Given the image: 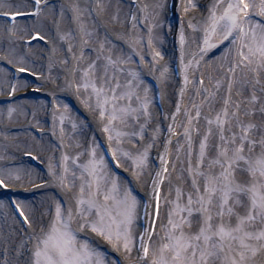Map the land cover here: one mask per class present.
Listing matches in <instances>:
<instances>
[{
	"label": "snow or ice",
	"instance_id": "obj_1",
	"mask_svg": "<svg viewBox=\"0 0 264 264\" xmlns=\"http://www.w3.org/2000/svg\"><path fill=\"white\" fill-rule=\"evenodd\" d=\"M0 19V123L30 116L40 144L44 110L56 141L42 173L0 129V264H264V0H0ZM33 42L47 52L50 105L18 96L45 88L22 75L42 76Z\"/></svg>",
	"mask_w": 264,
	"mask_h": 264
},
{
	"label": "bare ground",
	"instance_id": "obj_2",
	"mask_svg": "<svg viewBox=\"0 0 264 264\" xmlns=\"http://www.w3.org/2000/svg\"><path fill=\"white\" fill-rule=\"evenodd\" d=\"M53 2L57 5V8H59L60 5H63L67 9L71 4H73L75 2V0H53ZM79 2L81 4V6H85V5L89 4L91 2V0H79ZM153 2H154V0H141V3H146V4H151ZM203 2L210 4L211 0H203ZM126 12H127V7L125 6L124 10L121 14L122 17ZM67 15L70 16V12L67 13ZM179 15L180 14L177 13L176 15H172V17L169 18V14H168V21L167 22L172 23L174 25V27L178 28L179 22H180L179 21ZM196 15H197V17H199V13H197ZM51 19L52 18H50V20ZM187 19H188V17H185V24L187 22ZM21 22H23V21H21ZM3 23H4L3 19H0V24H3ZM60 27H61L62 31H68L69 29H72L74 26L71 25L66 18L61 23ZM171 36H172V38H171ZM0 39H5V37L2 34V30H0ZM163 41H164L163 44L160 46L161 51H163L165 53V61H170L172 58L173 52L175 51V49L177 47L176 37L172 34H167L166 36L163 37ZM41 44H39L38 48H33L34 54L30 57V60L35 61L34 66L37 70V74H42V78L40 80H32L33 81V87H37L41 83H44L45 88H42L41 93L38 95L32 94L30 92V89L27 91V93H25V92L18 93V96H20L22 98L23 102L29 104L30 106L31 105H39L41 103L48 105L47 100H50V101L52 100V97L50 95H48L47 91H46V89L50 88V85H47V83L43 79V77L48 75V67H47V61L44 59H41L42 56L47 55L46 50L44 49L43 45H41ZM189 50H192V49L190 48ZM0 54H2V53H0ZM150 59H151L150 56H148L146 54V60L150 61ZM204 71L206 73L205 84L208 85L209 87H211L209 80H208V74H209V72H211L212 75H216V73L210 69H205ZM57 73H59L61 75V78H63L65 73L63 71L62 66H58L57 68H55L53 70L52 74L56 75ZM150 78H152V77H150ZM178 79H175L173 77V79L170 83V86L166 89L164 103H163V110L164 111H169L173 108L172 100L177 97V93H178V85H177ZM221 94H223V93H221ZM58 95H60L65 100V102L70 103V105L73 108V114L74 115L76 114L77 111L83 113V109L79 108V105L76 103L74 98L66 97L63 93H58ZM43 97H45L47 99L43 100ZM192 98H193V91L189 90L185 95V99H184V102L186 103L185 105H190ZM234 98H235V93H234ZM2 99H3V97H0V100H2ZM197 99H199V98H197ZM218 106L219 105H217V107ZM207 111H208V109L205 108V112H207ZM154 112L159 113L158 110L156 109V107H154ZM39 119L41 120V124H44V126H43L44 135H43V137H40V140H41L40 144L34 143V141L32 139L33 135L39 136V133H36L35 129H31L29 127V122L31 121L30 116L27 120H25L23 117H20L18 120L14 119L11 122L5 121L4 123H0V129H4V128L8 129V135L10 137L9 143H18V144H20L21 147H25V146L32 147L35 150H37L38 152H40L39 155L44 158V162H42V170L31 165L29 160H24L22 158V154H23L24 150L21 151L20 157H18L17 151L13 149V151H15V155H16L18 161H22L25 164V166L37 168L38 170H40L43 173L45 171V163L47 161V158L49 156L53 155V152H54V149H51L48 147L49 142L51 141L52 143H55L56 141H55V138L51 137V135H50L51 116L49 114H47L46 111L40 110L39 111ZM45 121H47V123H45ZM48 123H50L49 128L47 126ZM66 132H68V133L71 132L70 125L66 126ZM0 143H3L2 136H0ZM69 151H72V149H70ZM154 154H155V152H154ZM59 155H60L59 152H55V156L57 158L59 157ZM124 175H126V174H124ZM26 187H29V186L26 185ZM17 191H18L19 197H24L25 199H39L41 196L40 191H37L35 193H33L32 191L25 192V191H23V189H18ZM48 191H49V193H52L55 190L49 189ZM137 192H138V194L143 195L142 189H137Z\"/></svg>",
	"mask_w": 264,
	"mask_h": 264
},
{
	"label": "rangeland",
	"instance_id": "obj_3",
	"mask_svg": "<svg viewBox=\"0 0 264 264\" xmlns=\"http://www.w3.org/2000/svg\"><path fill=\"white\" fill-rule=\"evenodd\" d=\"M246 95V94H245ZM236 98V97H235Z\"/></svg>",
	"mask_w": 264,
	"mask_h": 264
}]
</instances>
